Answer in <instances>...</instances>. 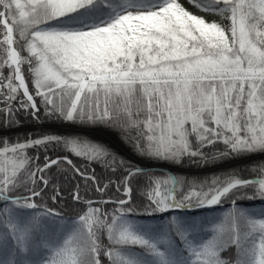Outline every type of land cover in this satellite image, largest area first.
Listing matches in <instances>:
<instances>
[{
  "label": "snow or ice",
  "instance_id": "snow-or-ice-1",
  "mask_svg": "<svg viewBox=\"0 0 264 264\" xmlns=\"http://www.w3.org/2000/svg\"><path fill=\"white\" fill-rule=\"evenodd\" d=\"M0 123V264H264V0H0Z\"/></svg>",
  "mask_w": 264,
  "mask_h": 264
},
{
  "label": "trees",
  "instance_id": "trees-1",
  "mask_svg": "<svg viewBox=\"0 0 264 264\" xmlns=\"http://www.w3.org/2000/svg\"><path fill=\"white\" fill-rule=\"evenodd\" d=\"M41 118L43 120V115H41ZM43 122L45 125H52L53 124L52 121H43ZM39 130H40V128L37 126V122L33 121L31 119H28V120L22 122V126L18 130L15 128L7 130V135L10 137H14L17 135L23 137L27 133L37 132ZM2 133H4V126L2 123H0V134H2ZM70 158H73L74 163H76L78 167H81L82 170L86 169L87 170L86 174H91L92 169H95L97 174H100L102 171V167L97 163H89L87 161H84L81 158H75V157H70ZM133 162L135 163L137 161H133ZM209 167L213 168L214 166H209ZM192 171L194 174H202V175L208 176V177H211L214 174L213 171H207V172H203V173H200V170H198V169H193ZM224 171H228V169L217 168V169H215V174H218V173L224 172ZM177 174H187V173L186 172H180ZM249 178H251V177H249ZM75 183H79V184L83 185L84 181L82 180V178L75 177V178H73L71 183L64 184V187L72 189V184H75ZM81 194L84 197V199L96 200V199L101 198L99 195L92 194L91 185H89V192L87 195H85V193L83 191V187L81 188ZM63 195H64L65 199H71L69 192H64ZM114 196H115V193H113V197ZM104 198L107 199L108 197H104ZM238 203H240V202L238 201ZM229 206H230L229 203L225 202L222 206L217 207V212L225 211V210H227V208ZM244 206H251V205L248 202H245ZM256 206H259L258 201L256 202ZM198 214H199V212H198Z\"/></svg>",
  "mask_w": 264,
  "mask_h": 264
},
{
  "label": "rangeland",
  "instance_id": "rangeland-1",
  "mask_svg": "<svg viewBox=\"0 0 264 264\" xmlns=\"http://www.w3.org/2000/svg\"><path fill=\"white\" fill-rule=\"evenodd\" d=\"M215 19H217V21H219V17H215Z\"/></svg>",
  "mask_w": 264,
  "mask_h": 264
},
{
  "label": "water",
  "instance_id": "water-1",
  "mask_svg": "<svg viewBox=\"0 0 264 264\" xmlns=\"http://www.w3.org/2000/svg\"><path fill=\"white\" fill-rule=\"evenodd\" d=\"M161 170H166V169H161Z\"/></svg>",
  "mask_w": 264,
  "mask_h": 264
}]
</instances>
